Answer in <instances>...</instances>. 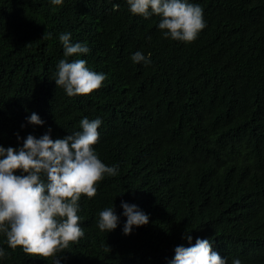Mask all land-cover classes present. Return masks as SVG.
<instances>
[{
  "label": "trees",
  "instance_id": "1",
  "mask_svg": "<svg viewBox=\"0 0 264 264\" xmlns=\"http://www.w3.org/2000/svg\"><path fill=\"white\" fill-rule=\"evenodd\" d=\"M188 2L206 24L192 42L165 38L161 17L132 14L127 0H0V145L49 128L63 138L99 118L94 150L118 166L78 201L85 234L57 253L61 264H169L197 237L227 264H264V0ZM61 33L90 51L65 57ZM137 51L151 63L133 62ZM61 59H85L106 79L69 97L54 81ZM33 112L43 125L27 122ZM121 201L149 222L125 235ZM111 206L120 222L102 232ZM0 248L10 254L0 264H53L13 251L3 233Z\"/></svg>",
  "mask_w": 264,
  "mask_h": 264
},
{
  "label": "clouds",
  "instance_id": "2",
  "mask_svg": "<svg viewBox=\"0 0 264 264\" xmlns=\"http://www.w3.org/2000/svg\"><path fill=\"white\" fill-rule=\"evenodd\" d=\"M63 2L51 0L54 5ZM127 3L132 14L146 19L153 14L160 16L158 28L165 38L192 42L206 26L202 7L188 0H127ZM51 35L48 33L43 38H51ZM59 40L65 57L90 51L85 44L73 43L71 33H61ZM131 58L135 63H151L150 57L140 51ZM54 75L56 86L62 87L69 97L89 95L106 79L104 73L90 70L85 59L59 60ZM26 120L33 125L45 123L35 112ZM79 123L80 131L63 138L53 139L49 128L39 138L28 134L19 148L0 145V233L5 235L6 243L13 251L19 247L29 256L52 257L53 264H61L57 253L78 242L85 234L78 215L81 196L91 199L105 174L117 175L118 166L105 165L93 147L99 142L101 119L84 117ZM17 139H21L19 134ZM121 207L127 218L123 226L125 235L131 234L134 226L149 222L148 215L137 205L121 201ZM119 222L114 206L99 212L100 231L115 230ZM184 238L191 245L192 236L186 232ZM174 251L169 264H227L226 259L213 250L209 239L197 237L194 245L185 247L181 244ZM8 255L0 248V258ZM232 264L242 262L235 258Z\"/></svg>",
  "mask_w": 264,
  "mask_h": 264
}]
</instances>
